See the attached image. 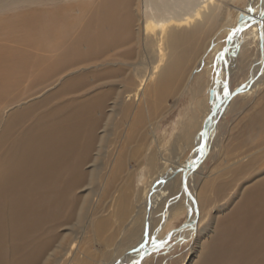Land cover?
Masks as SVG:
<instances>
[{"label": "rangeland", "instance_id": "1", "mask_svg": "<svg viewBox=\"0 0 264 264\" xmlns=\"http://www.w3.org/2000/svg\"><path fill=\"white\" fill-rule=\"evenodd\" d=\"M86 1H91L93 8L97 6L94 0H28L12 8L0 10V37L7 32V34L14 32L15 35L22 36L26 31L35 30L33 26L38 18L48 21L53 8L63 7L67 3L78 6ZM156 2L147 5L150 17L159 13L158 8L165 10L164 0ZM172 2L174 1L171 0L170 11L171 9L173 12L180 11L183 17L195 14L196 8L200 11L196 16L193 15V23L182 21L183 24L181 23L180 26L173 24L165 31L164 68H167L164 70H170L172 63H175L174 69L164 73L166 80H161V84L152 79L140 103L129 95L139 87L137 86L140 83L138 74L144 72V64H147L151 51L152 53L155 51L154 44L151 45L152 50H149L147 57L144 56L145 51L141 47L136 59L127 58L124 61V58L118 56L113 62L105 60L103 63L97 62L95 65L74 69V72L81 70V72H91L103 67L112 69L117 67L119 70L117 73H120L117 79L97 85L102 90L113 89L114 94L119 90V96L115 100L114 107L110 106L114 112L109 125L98 130L101 136V130L106 129L101 147L94 148L92 160L84 166L87 172L94 167L95 179L93 183L91 182L92 184L88 180L85 185L75 191V194L82 198L81 200L88 195L85 211L82 212L83 216L77 209L74 212V221L53 228L51 231L53 243L40 264H100L102 261L115 263L143 236V233L145 236L146 230L150 232L151 229L156 238L161 240L170 230L187 221L188 211L184 207L180 176L176 180V187L172 188L171 192L169 190L166 192L168 195L162 198L163 200L160 199L153 212L148 213L149 209L145 203L148 195L144 192L149 189L158 171L164 168L176 175L175 171L181 167V164L187 163V159L192 158L191 154L196 152V136L202 127L203 119L212 107L208 101V90L214 84L215 70L223 65L219 60H215L216 54L224 46L231 27L237 23L238 11L247 3L252 8L254 6L257 11L262 0H253L251 3L250 0H212L211 2L193 0L190 3L180 0V6L177 8L176 3ZM137 3L141 14V0H137ZM79 10H74L72 15H78ZM170 11L165 10L164 13L171 15ZM12 20L16 21V24ZM10 22L13 24L10 25ZM17 29H22L20 30L22 32L20 33ZM177 32L182 34V37ZM149 35L153 38L154 31H150ZM243 37L239 52L229 49L226 54V60L230 64L229 67L231 66L229 85L230 88L235 87L247 80L252 81V85L248 89L250 93L239 92L238 95L233 96L231 100H234L218 119L209 154L203 158L200 167L191 174L190 187L194 190L201 208L196 229L186 233V240H179L175 235L172 240L170 239L171 245L168 249L163 248L155 252L146 260H142L141 264H205L206 260H211L209 254L213 252L218 242L222 233L221 229L226 227L236 211L243 206L247 195L253 191L254 187L264 181V126L262 127L264 125V53L261 60L250 29L244 33ZM175 38L176 40L179 38L178 40L183 43L186 39L184 43L186 48L183 46V49L181 47L177 51L175 47V52H172L171 42ZM0 42L7 45L0 52L8 57L0 63V70H3L0 81H5L8 73L11 74L13 86L9 94L11 93L14 97L16 93L24 92L22 89L25 90L27 84L33 85L37 79L38 68L35 67V61L40 51L25 44L16 43L14 40L0 38ZM40 54L44 53L40 52ZM257 55L262 65L252 80L250 73L255 67L254 61ZM173 60H176L178 64ZM179 64L182 65L180 69ZM7 67L9 68L6 69ZM222 67V74L226 79V70L224 65ZM235 67L238 69L233 70ZM175 69L180 73L174 74ZM254 71L252 70V74ZM170 74L172 76H169ZM67 76L68 73L44 87L40 93L24 96L20 101L6 107L3 101L8 94L3 96V85H0L2 103H0V131L1 126H4L10 117L12 118L14 112L25 108L33 99L51 94ZM89 79L93 80L94 77L89 76ZM167 81L168 84L165 83ZM22 84L25 86L22 87ZM19 85L21 88L18 87ZM97 85L91 88V94L96 93ZM16 86L17 89H15ZM219 94L223 95V88H220ZM138 103L139 107L135 108ZM190 139L193 140V144L189 141ZM161 186H163L162 189L167 187L164 183ZM159 190L157 189L156 193L159 194ZM100 220L105 222L101 228H98ZM261 258L264 260V252ZM261 264H264V261Z\"/></svg>", "mask_w": 264, "mask_h": 264}, {"label": "bare ground", "instance_id": "2", "mask_svg": "<svg viewBox=\"0 0 264 264\" xmlns=\"http://www.w3.org/2000/svg\"><path fill=\"white\" fill-rule=\"evenodd\" d=\"M22 1L28 0H0V10L12 8ZM154 1L156 2L157 0ZM173 1L172 3H176V8L180 6V0ZM182 1L190 3L193 0ZM207 1L211 2L212 0ZM90 2L91 1L81 2L78 6L74 3H67L63 7L53 8L48 21L38 18L37 23H33V28H35V30L26 31L22 36L18 34L15 35L14 32H10V34H7L8 32L3 34L2 32L4 36L0 37L3 38V40H14L16 43L25 44L44 53L40 54V52H38L39 55L36 57L35 67L38 68L37 79L33 82V85L28 86L27 84L25 86L22 84L21 86H25V90L22 89L24 92H21V94L16 93L14 97L11 93L9 94L13 86V84H11L10 73H8L9 75L7 74L8 77L5 81H0V85H3V96L8 94L3 101L5 107L20 101L24 96H32L35 93H40L44 87L54 83V81L56 82L62 75L68 73V76L54 88L51 94L46 97L42 96L41 98L39 97L31 100L25 108L14 112V114L12 113V118L10 117L4 126H1L0 264H40L42 261L41 259L43 257L45 258L46 252L53 243L51 233L53 228L74 221V212L79 209V214L82 215L83 210L86 208L88 195L84 200H81L82 198L77 196L75 191L85 185L88 180L89 183L92 184L95 179L94 167L90 170L91 172H87L84 170V166L87 162L92 160V151L94 148L101 147L106 129L103 131L101 130V136L98 134V130L101 127H107L109 125V120L114 112L111 107H114L115 100L119 96V90L114 94L113 89L107 88L102 90L97 84L115 80L120 73H117V71H119L117 67L112 69L102 66L103 68L91 72H81L82 70L74 72V69L82 68V66L87 65H95L97 62L103 63L105 60L113 62L115 57L118 56L124 58V61L127 58L136 59L141 47L145 51L144 56L147 57L149 50H152L151 45L154 44L156 46L154 49L155 51L153 50L154 54L151 51V56L147 64H144V72L138 74L140 83L137 86L139 87H136L137 89L134 93L129 95L140 103L152 79L160 84L162 83L160 81H164L165 79L164 73L168 70H164L167 68H164L165 31L168 27L173 26V24L180 26L182 21H185L184 23H193V15L196 16L200 11L199 8H196L195 14L183 17L180 11L176 10L173 12L172 9V12L170 11V8H172V6H170L171 0H164V9L170 11L169 14L171 15H167L164 13L165 10L163 11L161 8H158L159 13L155 16H151V19L147 11V5L155 3L153 0H141V14L139 12L137 0H94V2L97 3V6L94 8ZM251 2H253V0H250V3ZM77 9H80L78 15H72L74 13L73 11H77ZM263 11L264 0H262L260 6H258L257 11H255L254 6L253 8L252 6L250 7L249 3L238 11V17L241 13L244 15L242 21L243 25H247L249 22L254 23L244 28L238 37V33L232 34V42L228 50L233 49L236 52L237 46L240 48L242 38L245 37H243L244 33L250 29L261 56L260 58L261 60L264 59L260 49L261 37L264 36V18L256 21ZM165 14L167 16H165ZM184 16H186V14ZM20 18L23 19L22 17ZM12 22L15 23L16 21L14 22L12 20ZM12 24L10 22V25ZM15 24L14 26H16ZM236 25L237 23L235 26ZM233 27H231V29ZM2 29H4V27ZM231 29L228 34H230ZM152 30L154 31L153 38L149 35ZM10 31H12V29ZM177 33L175 35H177ZM178 34L180 36L182 35L180 33ZM178 39L176 40L175 38V40L173 39L171 42L173 44V47H170L172 48V52H175V47L177 51H179L181 47L183 49V46L186 48V44L184 45L186 39L183 40L184 43ZM192 39H190V41L193 43ZM6 46L7 45L0 42V50H4ZM233 50L231 52H233ZM220 51L216 54L215 60H219V62L223 63L224 70H226L225 64L227 63L228 72L226 71V79H224V74H222L223 65H220L218 70L214 72L215 80L216 71H218L219 83L216 85L214 82L213 86H211L216 87L217 91L213 103L209 102L212 107L210 112L208 111V115L203 119L201 124L202 127L214 106L222 102L226 94H232L238 86H243L240 93L245 92L248 94L250 93V90L248 91L250 88L249 86L252 85V81L247 80L244 83L230 88L229 74L231 66L229 67L230 64L226 60V55L224 58L218 56ZM258 57L259 55H257V59L254 61L255 67L252 69L255 70L254 74H252V70L250 73L252 80H254L253 78L256 75V71H258L262 65ZM4 58L8 59L5 53L0 52V63L4 61ZM172 58L170 57V59ZM173 59H175V57ZM173 62H176V60H173ZM176 63L178 64V62ZM181 63L180 61V64ZM173 64L175 65V63H172V68H169L170 70L174 69ZM180 64L178 65L179 69L182 68ZM236 68L237 67H235V69L233 68V70H236ZM84 70H86V68H84ZM170 70L168 71L170 72ZM2 71L3 70H0V78ZM27 71L29 70L27 69ZM178 71L175 69L173 72L174 74L175 72L180 73ZM172 74L169 76H172ZM89 76L94 77V79L88 80ZM26 80L25 77V81ZM165 83L168 84V81ZM95 85L98 86L96 88V93L94 92L91 94V88L95 87ZM18 87H20V85ZM158 88L157 90H159ZM220 88H223L224 96L219 94ZM15 89H17V86ZM231 99L228 102L224 100L217 112L212 116L209 136L206 146L203 148L206 152L204 158L209 154L212 138L216 134L218 119L234 100ZM139 103L135 108L139 107ZM263 126L264 125H262V127ZM189 141L192 142L191 144L194 143L191 139ZM200 144L201 136L200 133H198L196 136V152L191 154L192 158L189 157L187 163H180L181 167H177L178 169L175 171L177 173L176 175H174V172L172 173L171 170L167 171V169L165 170L164 168L158 171V174L149 187L150 192L149 189L144 192L148 195V198H145L147 200H145V203H147L146 205L149 209L148 213L150 211L153 212L157 208L158 202L161 201L160 199L166 198L165 196L168 195L166 192H168V190L171 192V189L176 187V180L180 176V188L184 198V207L187 208L188 211V218L186 221L188 225L172 233L171 240L175 235L179 240H184L187 232L196 229L198 222L194 225L193 223L196 221L197 214H199L198 217L201 215V208L197 196L190 187V178L195 169L200 167L203 158L196 168H191L187 172V184L190 194H188L187 189L182 185L183 168H187L188 164L195 162L200 153ZM197 151L198 155L196 156ZM97 154L98 152L96 155ZM194 156L196 157L194 158ZM163 183L164 186L166 185L167 187L162 189L161 187L163 186L161 185H163ZM157 189H162L161 191L159 190L160 195L156 193ZM247 196L243 206L236 211L233 217L231 216L232 218L226 227L221 229L222 233L218 238V242L213 248V252H211V249V254H209L211 260H206L205 264H261L262 261H264L261 258L262 252H264V181L259 182ZM194 200H196V205L194 204ZM121 211L120 209V212ZM104 222L100 220L97 227L101 228ZM151 224L152 220L150 219L149 225L151 226ZM146 231L147 233H145V236L143 233V236L136 241V243L134 242L135 244L125 251L124 254L120 256L121 258L119 260L117 259L118 261L116 260L117 262L102 261L100 264H141L142 260H146L163 248L168 249L171 245V240L170 242L168 241L169 243L154 244L152 246V251L138 263L143 248L150 244L153 238L158 240L151 229L150 232H148V230ZM146 235L148 236V240L145 244ZM165 237L163 239H165ZM163 239L161 240L163 241Z\"/></svg>", "mask_w": 264, "mask_h": 264}, {"label": "water", "instance_id": "3", "mask_svg": "<svg viewBox=\"0 0 264 264\" xmlns=\"http://www.w3.org/2000/svg\"><path fill=\"white\" fill-rule=\"evenodd\" d=\"M243 17H244V15H243V13H241V14L239 15V17H238L237 25H236L235 27H233V28L231 29V31H230V34H228V36H227V38H226V44H225V46L222 48V50L220 51V53L218 54V56H220L221 58H224V56L226 55V52H227L228 48H229L230 45H231V42H232V34H233V33H238V34H237V37H238V36L240 35L241 31H242L244 28H246V27L252 25V23H254V22H249L247 25H243V24H242ZM263 18H264V11L261 13L260 17H259L256 21H259V20H261V19H263ZM260 47H261V48H260V49H261V52H262V54H263V52H264V36L261 37ZM238 50H239V47L237 46L236 53L238 52ZM214 65L216 66V62L214 63ZM225 66H226V71L228 72V65H227V63L225 64ZM214 82H215L216 85H218V83H219V81H218V71H216V75H215V80H214ZM226 88H227V81H226ZM241 88H243V86H238V87L232 92V94H226L224 100L228 102V101H229L234 95H236V94H238L239 92H241V91H240ZM216 91H217V88H216V87H211V88L209 89V102H210V103H213L214 98H215ZM224 100H223V101H224ZM223 101L217 103V104L214 106L213 110L211 111V113L209 114V116H208V117L206 118V120L204 121V125H203L201 131L199 132V133H200V136H201V144L199 145V152H200V153H199L198 157L196 158V160H195L194 163L188 164V167H187V168H183V175H182V178H183V179H182V185H183V187H184L185 189H187L188 194H190V193H189L188 184H187V172H188V170L191 169V168H196V167L198 166L200 160H201L202 158H204L206 152L203 150V148H204V146H206V142H207V139H208V136H209V128H210V125H211V123H212V116L217 112V110L219 109V107H220L221 103H223ZM194 204H195V205L197 204V203H196V200H194ZM198 215H199V214H197L196 221L193 223V225H194L195 223L198 222ZM187 225H188V223L185 221V222H184L183 224H181L179 227L170 230V231L168 232V234L166 235L165 239H163V241H162V240H161V241H158V240H155V238H153V241H152L150 244L146 245V246L143 248L142 253H141L140 256H139V261H138V263H139L144 257H146V255H147L149 252L152 251V246H153L154 244H157V245H158V244H164V243L168 242V241L171 239V237H172V233H174L175 231H178L179 229L184 228V227L187 226ZM147 240H148V236L146 235L144 243H145ZM146 243H147V242H146ZM146 243H145V244H146Z\"/></svg>", "mask_w": 264, "mask_h": 264}]
</instances>
